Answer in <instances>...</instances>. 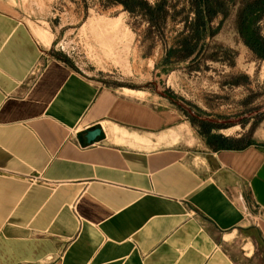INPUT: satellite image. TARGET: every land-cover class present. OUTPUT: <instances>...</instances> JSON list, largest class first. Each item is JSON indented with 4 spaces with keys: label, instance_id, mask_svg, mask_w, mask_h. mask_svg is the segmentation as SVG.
<instances>
[{
    "label": "crops",
    "instance_id": "1",
    "mask_svg": "<svg viewBox=\"0 0 264 264\" xmlns=\"http://www.w3.org/2000/svg\"><path fill=\"white\" fill-rule=\"evenodd\" d=\"M53 45L0 0V264H264V143L200 139Z\"/></svg>",
    "mask_w": 264,
    "mask_h": 264
},
{
    "label": "rangeland",
    "instance_id": "2",
    "mask_svg": "<svg viewBox=\"0 0 264 264\" xmlns=\"http://www.w3.org/2000/svg\"><path fill=\"white\" fill-rule=\"evenodd\" d=\"M120 1L129 9L114 0L16 4L74 71L177 107L200 139L221 136L213 130L264 143V0Z\"/></svg>",
    "mask_w": 264,
    "mask_h": 264
},
{
    "label": "trees",
    "instance_id": "3",
    "mask_svg": "<svg viewBox=\"0 0 264 264\" xmlns=\"http://www.w3.org/2000/svg\"><path fill=\"white\" fill-rule=\"evenodd\" d=\"M116 3H118V4H122L124 7H125V9H129L128 8V6L125 4V3H123V2H121L120 0H114ZM135 4H138V5H142V2L140 1V0H132ZM260 45H262L263 47H264V44H261V42H258ZM264 55H262V57H263Z\"/></svg>",
    "mask_w": 264,
    "mask_h": 264
},
{
    "label": "water",
    "instance_id": "4",
    "mask_svg": "<svg viewBox=\"0 0 264 264\" xmlns=\"http://www.w3.org/2000/svg\"><path fill=\"white\" fill-rule=\"evenodd\" d=\"M99 133H100L99 130H96V131L92 132L91 135H90V139L94 140L96 138V136L99 135Z\"/></svg>",
    "mask_w": 264,
    "mask_h": 264
}]
</instances>
